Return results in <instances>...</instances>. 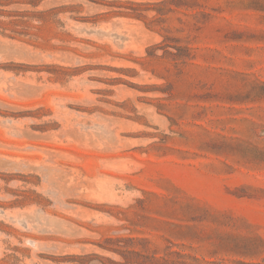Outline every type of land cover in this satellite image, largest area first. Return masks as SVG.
Masks as SVG:
<instances>
[{
	"label": "rangeland",
	"instance_id": "374dc122",
	"mask_svg": "<svg viewBox=\"0 0 264 264\" xmlns=\"http://www.w3.org/2000/svg\"><path fill=\"white\" fill-rule=\"evenodd\" d=\"M0 264H264V0H0Z\"/></svg>",
	"mask_w": 264,
	"mask_h": 264
}]
</instances>
